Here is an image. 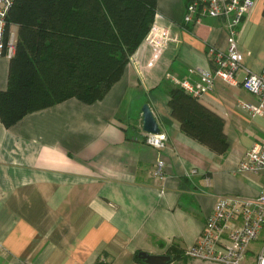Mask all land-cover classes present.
<instances>
[{
  "label": "crops",
  "instance_id": "0c3cea01",
  "mask_svg": "<svg viewBox=\"0 0 264 264\" xmlns=\"http://www.w3.org/2000/svg\"><path fill=\"white\" fill-rule=\"evenodd\" d=\"M188 1L157 0L154 23L176 40L159 49L144 39L103 99L71 98L11 127L0 119V264H148L139 252H186L218 197L261 193L264 171L240 164L264 138V114L251 116L239 102H259L241 82L264 70V0H255L238 37L239 84L217 80L200 98L224 119L229 149L221 156L186 135L169 105L178 86L170 76L199 81L198 70L213 67L211 50L229 44L220 19L185 21ZM18 30L11 25L16 39ZM10 58L0 54V90ZM144 104L167 138L161 149L144 140ZM263 253L264 225L247 262Z\"/></svg>",
  "mask_w": 264,
  "mask_h": 264
},
{
  "label": "trees",
  "instance_id": "16d2710c",
  "mask_svg": "<svg viewBox=\"0 0 264 264\" xmlns=\"http://www.w3.org/2000/svg\"><path fill=\"white\" fill-rule=\"evenodd\" d=\"M157 13V0H15L5 30L19 26L8 87L0 90L6 127L71 98L103 99L122 77ZM264 15V9H263ZM169 105L182 131L221 156L229 144L224 119L182 87ZM183 250L169 251L171 261ZM137 259L144 261L138 254Z\"/></svg>",
  "mask_w": 264,
  "mask_h": 264
},
{
  "label": "built area",
  "instance_id": "2783aa9c",
  "mask_svg": "<svg viewBox=\"0 0 264 264\" xmlns=\"http://www.w3.org/2000/svg\"><path fill=\"white\" fill-rule=\"evenodd\" d=\"M15 0H0V54L12 56L15 53L17 39L10 31L5 39V30L9 11ZM255 5V0H189L185 21L200 23L203 18L220 19L229 34L226 50L213 48L210 52L213 67L198 70L199 81L192 82L170 76L171 80L185 91L201 98L213 89L217 80L229 85L239 84L237 73L243 66V54L238 37L245 19ZM169 40L175 41L170 28L152 24L145 41L156 48H163ZM241 86L259 98L257 104L240 101L239 105L251 116L264 114V70L260 73L249 71ZM145 142L156 148H163L167 138L165 134L147 133ZM162 165L155 170L161 173ZM240 170L264 171V138L256 141L246 153L240 164ZM264 225V187L254 198L223 195L217 198L213 209L204 224L197 241L186 253L203 262L213 264H264V253L253 263L247 262L251 244L259 237ZM2 245L0 244V249Z\"/></svg>",
  "mask_w": 264,
  "mask_h": 264
},
{
  "label": "water",
  "instance_id": "95a60500",
  "mask_svg": "<svg viewBox=\"0 0 264 264\" xmlns=\"http://www.w3.org/2000/svg\"><path fill=\"white\" fill-rule=\"evenodd\" d=\"M142 129L145 133L159 134L162 133V129L156 119L153 111L148 104H144L142 107ZM148 264H167L171 261V255L169 254H151L141 251L138 254Z\"/></svg>",
  "mask_w": 264,
  "mask_h": 264
},
{
  "label": "rangeland",
  "instance_id": "374dc122",
  "mask_svg": "<svg viewBox=\"0 0 264 264\" xmlns=\"http://www.w3.org/2000/svg\"><path fill=\"white\" fill-rule=\"evenodd\" d=\"M179 259L176 264H213L208 262L199 261L191 256H189L185 251L178 253Z\"/></svg>",
  "mask_w": 264,
  "mask_h": 264
}]
</instances>
